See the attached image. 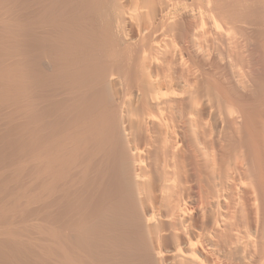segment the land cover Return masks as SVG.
<instances>
[{"label": "bare ground", "instance_id": "1", "mask_svg": "<svg viewBox=\"0 0 264 264\" xmlns=\"http://www.w3.org/2000/svg\"><path fill=\"white\" fill-rule=\"evenodd\" d=\"M0 264H264V0H0Z\"/></svg>", "mask_w": 264, "mask_h": 264}]
</instances>
